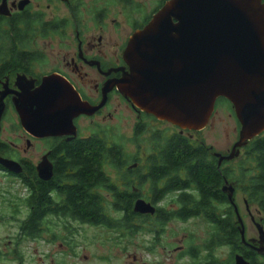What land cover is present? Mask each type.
Masks as SVG:
<instances>
[{"label":"flooded vegetation","instance_id":"af4514ba","mask_svg":"<svg viewBox=\"0 0 264 264\" xmlns=\"http://www.w3.org/2000/svg\"><path fill=\"white\" fill-rule=\"evenodd\" d=\"M169 1L0 0V99L3 98L0 105L4 107L0 133L6 115L13 110L17 113L15 104L21 93L38 89L43 78H60L74 90L81 102L91 107L102 105L92 115L75 117L73 127L64 135L41 138L24 131L28 148L40 144L46 148L36 161L18 158V146L0 139L2 150L9 146L11 151V155L0 154V158L18 162L22 167L21 173H15L0 165V175L5 180L18 182L26 191L24 197L18 192L10 206L18 215L30 194L38 200L45 194L52 211L45 213L31 239H43V242L53 245L60 241L58 255L63 258L79 257L77 224L79 227L90 226L113 234L118 241L145 233L149 238L144 252L158 258L152 262L148 260L145 264H264V203L262 194L257 192L254 196V189L248 187V183L254 179L262 182V175L256 171L236 170L239 164L234 166L238 159L246 161L250 142L264 137V132L237 149L233 159H225L221 164L219 156H226L211 154L207 147L209 159H217L219 168L227 165V171L220 172L223 178L219 187L221 194L217 199L212 186L201 188L189 180V174L185 171L163 173L155 186L150 172L137 170L143 162H138L140 158L132 155L133 162L129 164L128 170L110 168L100 171L93 186L84 188L94 198L91 203L95 210L93 218H81L67 209L68 199L64 196V189L78 185L79 181L77 172L59 171L60 160L65 157L64 152L70 145L92 142L99 135H104L109 145L122 142L118 127L108 126L116 117V108L113 106L119 105V100L124 101L136 115L131 140L136 136V126H144L148 150L154 131L165 132L167 136L177 132L190 140H194L192 133L200 132L181 130L158 119L155 121L151 115L134 108L117 86L129 73L124 53L131 38L143 30ZM57 4L63 5V16ZM56 42L65 49L73 50L62 59L65 69L53 68L50 72H39L38 67L47 61L43 49ZM106 49L115 52L103 53ZM152 123H164L171 128L153 127ZM84 131L89 132L84 134ZM143 156L145 161L148 155ZM43 162L52 168V176L48 180L42 179L38 170ZM25 165L31 169L30 172L24 170ZM248 175L256 177L253 179ZM4 194L0 189V202L6 203ZM239 197L242 198L245 212ZM121 201L122 205L119 204ZM138 201L149 204L155 212L136 213ZM128 203L133 218L125 212L124 207ZM26 219L20 223L15 218L13 220L19 225L20 238L24 237L22 227ZM2 221L5 219L0 216ZM195 222L203 223L205 227L200 237L190 230H179L183 225ZM46 236L48 240H44ZM20 238H17V243ZM13 255L18 254L13 252ZM136 261L134 257V264H137Z\"/></svg>","mask_w":264,"mask_h":264},{"label":"water","instance_id":"95a60500","mask_svg":"<svg viewBox=\"0 0 264 264\" xmlns=\"http://www.w3.org/2000/svg\"><path fill=\"white\" fill-rule=\"evenodd\" d=\"M124 61L129 73L117 84L123 97L181 130H203L219 98L232 104L239 140L228 157L219 156V164L264 132L262 0H170L133 35ZM15 105L23 130L41 138L64 135L75 117L102 107L81 102L67 83L52 76L35 91H23ZM3 111L1 104L0 124ZM0 165L22 172L10 159L0 158ZM38 170L42 179L51 178L48 163ZM135 212L153 214L155 209L138 201Z\"/></svg>","mask_w":264,"mask_h":264},{"label":"rangeland","instance_id":"374dc122","mask_svg":"<svg viewBox=\"0 0 264 264\" xmlns=\"http://www.w3.org/2000/svg\"><path fill=\"white\" fill-rule=\"evenodd\" d=\"M57 6L60 14L63 16L65 14L63 5L57 4ZM43 52L46 54L47 61L43 66L38 67V71L41 73L50 72L53 68L65 69L62 59L72 53L73 50L65 49L56 42L44 48ZM113 52L115 51L109 49L103 50V53L106 54ZM118 103L119 105L113 106V108H116V117L113 122H109L108 126L118 127L119 135L123 139L120 143L125 144L127 152L140 158L138 162L142 163L145 149H139L131 140L136 115L124 101L119 100ZM152 126L171 128L164 123L158 125L152 123ZM240 130L241 126L232 106L221 103L215 105V109L205 128L198 133L192 134L194 140L209 147L211 154H220L227 157L233 146L239 140ZM88 132L84 131V134H88ZM0 139L18 146V158L23 157L31 161H36L40 158V155L46 149L41 144L32 145L30 148L27 147V135L21 128L18 114L14 110L10 111L4 118ZM239 160L243 161L242 159H238L234 162V166L241 163ZM0 189L1 192L7 193L3 195L6 203L3 201L0 202V216L5 219L4 222H0V264H134V257L137 259V264H145L148 260L151 262L158 260V258L148 256L144 252L147 246V238H149L145 233L135 235L131 238L125 237L121 241H118L113 234L99 231V229L91 228L90 226L79 227L77 224H75L78 230L76 242L80 245L77 249L79 257L63 258L58 255L59 250H61L60 241H57L53 245L47 244V241L43 242V239L42 241H34L28 237L20 238L19 225L13 220L14 218L19 220L18 223L21 220L24 221L28 216V210L23 207L18 215H16L10 203L18 192L21 197H24L26 192L25 188L21 187L18 182L13 183L11 180H5L0 175ZM239 202L242 205L241 197H239ZM242 209L245 212L243 205ZM252 212H254V208ZM179 230L184 232L190 230L197 237H200L204 233L205 227L203 223L195 222L189 225H183ZM17 238H20L19 243L16 242ZM44 240H48V237L46 236ZM13 252H17L18 255H13Z\"/></svg>","mask_w":264,"mask_h":264},{"label":"trees","instance_id":"16d2710c","mask_svg":"<svg viewBox=\"0 0 264 264\" xmlns=\"http://www.w3.org/2000/svg\"><path fill=\"white\" fill-rule=\"evenodd\" d=\"M221 103L232 106L224 98H219L216 105ZM150 117L155 121L157 120L152 115ZM135 131L136 136L132 142L139 149L144 148L145 151L143 153L148 155L145 161H143V165L137 170L150 172L155 186L163 173L169 171H185L189 174V180L198 184L201 188L204 189L212 186L216 199L221 194L219 187L222 183L223 176L220 172L227 171V165L219 168L217 159H209L207 157L210 155L209 150L203 143L190 140L188 137L182 136L177 132L167 136L165 132L154 131L150 136V148L148 150L147 139H144L147 133L144 130V126L137 125ZM105 138L104 135H99L92 142L70 145L64 152L65 157L60 160L58 166L61 172H77L78 185L65 188L64 196L68 199V211L84 219L90 220L93 218L95 211L91 204L94 198L88 195V192H85L84 188L93 186V183L100 176V171L109 170L110 168L112 170H128L129 164L133 162V157L125 149V144L109 145V142ZM5 148V150H2L3 146L0 145V154L11 155L10 147L7 146ZM247 150L246 161H242L236 170L261 173L262 182H257L254 179L256 177L255 175H248L247 177L254 179L251 183H248V187L254 189V196L257 192H260L264 203V137L251 141ZM24 170L31 171L26 165ZM250 193L248 192V194ZM44 195L38 200L34 195L32 196L30 194L24 201V205L28 210L27 219L22 227L24 237L33 238L35 236L37 227L40 225V220L51 208L48 199H46V195ZM119 204L122 205V201ZM124 209L126 214H129V217L133 218L129 203Z\"/></svg>","mask_w":264,"mask_h":264}]
</instances>
